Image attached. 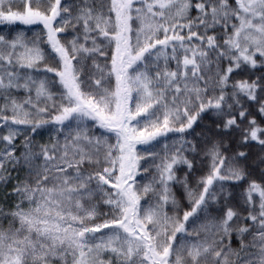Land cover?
<instances>
[{"label":"snow or ice","instance_id":"snow-or-ice-1","mask_svg":"<svg viewBox=\"0 0 264 264\" xmlns=\"http://www.w3.org/2000/svg\"><path fill=\"white\" fill-rule=\"evenodd\" d=\"M0 264H264V0H0Z\"/></svg>","mask_w":264,"mask_h":264}]
</instances>
